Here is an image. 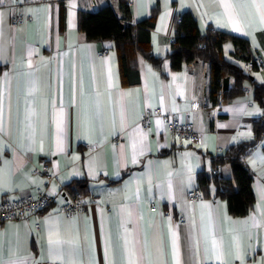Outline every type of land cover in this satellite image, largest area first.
<instances>
[{"label": "crops", "instance_id": "0c3cea01", "mask_svg": "<svg viewBox=\"0 0 264 264\" xmlns=\"http://www.w3.org/2000/svg\"><path fill=\"white\" fill-rule=\"evenodd\" d=\"M110 1L0 0V199L43 188L34 171L43 163L53 194L49 206L0 221V264H264V133L253 132L261 110L252 84L211 105L207 64L172 69L166 57L173 17L189 10L201 33L210 26L246 38L261 64L250 79L264 83V0H128L131 24L156 12L121 51L77 28L78 9ZM222 49L243 64L231 40ZM155 107L180 121L187 111L200 140L174 134L164 115L143 126V111ZM241 140L253 141L243 160L255 200L231 215L215 184L201 191L196 174L231 177L230 164L212 157ZM73 189L84 202L69 214L61 205ZM50 231L71 242L59 258Z\"/></svg>", "mask_w": 264, "mask_h": 264}, {"label": "trees", "instance_id": "16d2710c", "mask_svg": "<svg viewBox=\"0 0 264 264\" xmlns=\"http://www.w3.org/2000/svg\"><path fill=\"white\" fill-rule=\"evenodd\" d=\"M155 12L156 7H152L146 18L131 24L128 0H116L115 5L107 3L94 11L78 9L77 28L83 32L87 40H112L116 49L121 51V46L133 43V38L138 37L141 27L147 29L153 25ZM63 20L64 15L61 12V24ZM225 40H231L233 44L231 56L243 64L225 57L222 49ZM144 54L154 64L158 63V57L148 52ZM166 57L172 69H180L183 64L194 59H200L207 64L205 98L211 105L221 99L231 100L240 96L244 91V81L249 79L252 84V99L261 110V115L252 123L254 136L257 138L264 133V83L250 79L249 72L261 64L252 56L246 38L210 26L201 33L192 13L183 10L173 17V36ZM248 61L251 62L250 65H247ZM226 75L232 77L231 85L223 84ZM252 144V140L231 143L221 153L212 157V163L215 165L224 162L230 164L231 177H223L217 171L211 172L208 176L201 170L196 174L197 187L201 191L204 192L209 182L215 184L216 196L226 200L227 210L231 215L247 213L255 200L251 186L252 172L243 160L245 152ZM76 195L82 196V193L73 189L70 196Z\"/></svg>", "mask_w": 264, "mask_h": 264}, {"label": "built area", "instance_id": "2783aa9c", "mask_svg": "<svg viewBox=\"0 0 264 264\" xmlns=\"http://www.w3.org/2000/svg\"><path fill=\"white\" fill-rule=\"evenodd\" d=\"M97 0H89L91 8L96 6ZM110 4L114 2L110 1ZM255 61H258V58H255ZM251 62L248 61L247 65H250ZM199 107V102H193L191 109ZM185 120L180 121L177 117L172 116L171 114H163L160 108H152L150 110H145L142 113L141 122L143 126H146L150 122L152 115H164L165 120L167 121L169 129L177 135L185 136L189 139L190 142H198L200 140L201 131L196 129L190 120H188V112H185ZM88 148L91 149L92 145H88ZM47 163H43L40 168H34L35 172L41 173L45 178V183L43 188L38 190L35 193H27L25 195L10 198V199H0V221L12 218H20L25 216L28 213L35 212L37 210L43 209L49 206L53 201V194L49 190V184L52 179V173H50ZM190 196L196 194V190H190L188 192ZM84 202V198L81 195L70 196L67 200L61 205V210L66 213H74L78 211Z\"/></svg>", "mask_w": 264, "mask_h": 264}, {"label": "snow or ice", "instance_id": "6c2138e0", "mask_svg": "<svg viewBox=\"0 0 264 264\" xmlns=\"http://www.w3.org/2000/svg\"><path fill=\"white\" fill-rule=\"evenodd\" d=\"M225 7H230V5H225ZM262 20H264V17H262ZM237 30H239L237 28ZM3 178L0 177V182H2ZM55 233L53 231H50L49 235V245L52 246V250L56 252V258H59V249L65 244V243H71L70 241H63L61 239L53 238Z\"/></svg>", "mask_w": 264, "mask_h": 264}, {"label": "water", "instance_id": "95a60500", "mask_svg": "<svg viewBox=\"0 0 264 264\" xmlns=\"http://www.w3.org/2000/svg\"><path fill=\"white\" fill-rule=\"evenodd\" d=\"M117 16H119L118 13H117ZM228 78H229L228 75L224 76V78H223V80H224L223 84L224 85H226Z\"/></svg>", "mask_w": 264, "mask_h": 264}]
</instances>
